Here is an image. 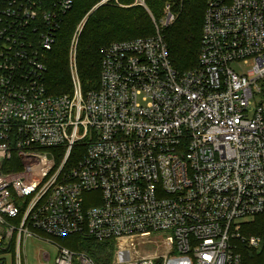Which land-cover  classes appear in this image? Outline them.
<instances>
[{
  "label": "built area",
  "instance_id": "obj_1",
  "mask_svg": "<svg viewBox=\"0 0 264 264\" xmlns=\"http://www.w3.org/2000/svg\"><path fill=\"white\" fill-rule=\"evenodd\" d=\"M75 3L0 0V255L28 264L27 241L82 234L112 242V264H242L238 242L262 245L240 222L264 214V0H208L199 66L185 73L166 40L171 4L151 14L154 35L102 48L86 94L75 46L73 92L55 96L47 61ZM15 156L21 170L4 172Z\"/></svg>",
  "mask_w": 264,
  "mask_h": 264
},
{
  "label": "trees",
  "instance_id": "obj_2",
  "mask_svg": "<svg viewBox=\"0 0 264 264\" xmlns=\"http://www.w3.org/2000/svg\"><path fill=\"white\" fill-rule=\"evenodd\" d=\"M102 0H76L73 10L66 16L59 31L53 50L49 53L46 85L51 95L72 94L73 83L69 66V44L77 27L89 17L82 30L78 49L77 67L83 92L89 93L100 86L102 54L101 49L112 43L147 38L155 34L153 19L140 6L119 9L104 5L97 9ZM134 1V0H133ZM208 0H146V5L155 20H159L167 4H175L174 12L181 8L177 24L165 30L173 68L179 73L192 71L199 66L203 23ZM132 2V0H131ZM95 9V10H94ZM92 12V13H91ZM21 166L15 156L4 165V172L20 171ZM241 233L245 237H260L262 251L250 249L247 245L238 244L242 264H264V214L255 221L245 224ZM61 239L74 242H97L102 249L113 251L114 245L109 241L97 240L82 234L67 236ZM64 246V245H63ZM67 248V246H64ZM75 252V250L68 247ZM95 264H101L93 253H87ZM113 260V258H112Z\"/></svg>",
  "mask_w": 264,
  "mask_h": 264
},
{
  "label": "rangeland",
  "instance_id": "obj_3",
  "mask_svg": "<svg viewBox=\"0 0 264 264\" xmlns=\"http://www.w3.org/2000/svg\"><path fill=\"white\" fill-rule=\"evenodd\" d=\"M134 1L132 0V2H131V0H119L120 4L116 5V6L114 5V6L119 8V9H129L132 7H128V6L133 5ZM109 5H111L109 7H112L113 4L110 3ZM171 6H172V13L175 16L174 23L172 24V26H174L177 24V21H178L180 15L183 13V11L181 8L178 7L176 9L177 10V13H176L173 10L175 4L174 5L172 4ZM97 8H99V7H95V9H97ZM145 10L147 11V13L151 17V19H153V17L151 16L152 13L149 10V8H147ZM89 17H86L84 19V21L77 27V29L72 34L71 41L69 44L70 72H71L72 49H73V47L76 46V55H77L79 39H80L82 30L85 26V23ZM165 18H166V12L162 11V14H161V17L159 18V20L165 19ZM80 31H81V33H80ZM79 33H80V35H79ZM76 64H77V62H76ZM260 86H262V88L264 89V83H261ZM255 91L257 92V88H255ZM257 96L259 98H261V97H263V93H257ZM83 150L84 149L81 147L75 149L71 164L78 162L81 154L83 153ZM96 199H97V196L94 195V196L88 197L87 201L92 203V202H95ZM253 221H255V219H247V220L241 221L240 224L243 226V225L251 223ZM41 236L44 237L45 239L51 240L52 244H48L44 240H41V241L29 240V241H27L25 249H26V252L28 254V264H44L45 261H44L43 256H42L43 253H49L51 256V261L49 264H54L55 259H56V254H57L56 253V244L60 245V246H63V245L67 246V248L69 247V248L75 250V252L80 253V254H82V253H85V254L93 253L94 255H96V258L100 261L101 264H112L113 251L110 249L99 248L98 246H100V245L97 244V242L92 243V242L81 241L79 243V242H74L73 240L67 241L66 239L50 238V237L46 236L45 234H41ZM262 248H263V246L261 245V247L258 249H255V251L261 252ZM0 257L5 259L7 264H16V259L14 257V251L13 250H10V252L6 253V255L5 254L0 255ZM74 264H78V261L76 259L74 260ZM158 264H161V263H158Z\"/></svg>",
  "mask_w": 264,
  "mask_h": 264
}]
</instances>
